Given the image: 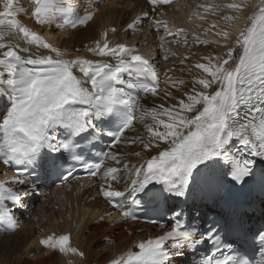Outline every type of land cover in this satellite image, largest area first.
Segmentation results:
<instances>
[{
    "label": "snow or ice",
    "instance_id": "1",
    "mask_svg": "<svg viewBox=\"0 0 264 264\" xmlns=\"http://www.w3.org/2000/svg\"><path fill=\"white\" fill-rule=\"evenodd\" d=\"M94 2L89 0V7L81 9L78 0H31V8L25 9L18 0H0V161L16 170L10 182L0 181V232L20 228L6 201L22 207L30 193L37 192V182L66 181L71 168L80 165L102 181L100 194L120 219L135 220L137 209L147 206L146 211L158 217L150 222L167 228L162 235L137 242L138 251L128 250L110 264H175L189 255L194 257L190 264H264V226L245 229L235 210L236 193L255 181L258 165L264 175V0L248 17L235 47L226 43L227 30L215 32L227 51L200 57L193 64L199 74L186 70L190 81L164 73L165 83L178 96L161 90L154 57L124 43L110 45L107 32L88 51L111 60L69 59L66 49L18 19L30 12L40 26L87 27L98 10H90ZM148 2L155 12L172 0ZM243 7L227 5L237 12ZM145 20L157 32L165 30L161 47L169 37L181 43V36L183 46H188L184 29L170 31L166 21L153 19L147 11L135 16L126 30L137 31ZM194 40L200 45L221 43L199 36ZM41 49L48 51L40 53ZM192 55H185L181 64ZM161 91L176 103L144 109L142 99L160 96ZM148 116L153 123L145 125L146 136H126L135 122ZM125 142L145 154L158 151L131 164L116 151ZM142 152L132 155L140 157ZM107 161L116 166H106ZM189 201H208L229 211L209 215L201 225L196 222L201 216L198 210L192 221L185 219L182 205ZM169 211L173 215L162 223ZM41 244L84 256L69 246V234L51 235Z\"/></svg>",
    "mask_w": 264,
    "mask_h": 264
},
{
    "label": "bare ground",
    "instance_id": "2",
    "mask_svg": "<svg viewBox=\"0 0 264 264\" xmlns=\"http://www.w3.org/2000/svg\"><path fill=\"white\" fill-rule=\"evenodd\" d=\"M23 1L18 0V4L25 9H30L32 6L31 0ZM183 1L185 0H179L174 5L158 6L155 12H152L148 0H106L104 3H91L90 10L98 9L93 20L89 22L87 27H78L76 29L67 28L60 30L55 26H40L35 22L30 12L19 15L18 19L30 29L40 33L49 43L61 49H66L69 53L66 58L69 59L77 56L93 60L98 59V57L88 51V47L94 46L106 29H108V38L112 42L111 45L119 43L121 37L125 38L129 44L138 42L140 44L137 46H145L143 51L149 57L155 58L156 67L161 73V90H170L173 96H178L179 93L175 89H171L170 84L165 83L164 73L167 72L173 79L190 81L191 77L186 70L190 69L193 73L199 74L200 70L195 69L193 64L200 57L209 53L224 54L227 51V48L222 46L225 41H223L222 37L216 36L215 32L217 30H227L230 33V38L226 43L228 47H235V38H237L240 30L245 27L248 17L260 2V0H214L217 2L214 3L213 0H189L187 5H184L181 10L174 11L175 14L169 16V9L176 8ZM229 3H241L244 7L240 12H237L227 8ZM78 4L81 9L89 7V3L78 1ZM0 11H2V6H0ZM143 11L149 12L153 19L166 21L170 31L175 32L178 29H184L189 34L188 44L191 43L193 33L203 40L220 41L221 43L200 45L193 39L194 46L186 47L187 50L188 48L191 49L184 53L182 52L185 49L182 44L183 36L180 37L181 43L179 44H174V41H168L169 37L166 39L167 43L163 44V53H159V48L157 47H161L160 37L165 36L164 29H160L158 32L152 29L146 35L142 27L149 28L152 25L145 20L137 31L126 30L127 24ZM81 14H83V11H81ZM207 16L213 17L214 20L211 21ZM226 16H236L238 19L227 20L224 18ZM200 17H204V19H200ZM144 23L145 25L143 26ZM212 24L217 25V28H211ZM113 28L116 29L115 32L111 31ZM141 29H143V32ZM144 34L145 37L143 38ZM20 43L23 46V42L20 41ZM170 48H175L174 52L177 56L178 54L180 56L195 55H192V58L184 61L183 64L180 62L178 65L176 63L170 64L168 59L166 61L164 59L165 55L169 57L173 54ZM39 51L40 53H46L48 50L41 49ZM169 69L173 71L169 72ZM188 88L190 90V84ZM141 103L144 109L147 110L160 104L165 106L175 104L176 100L164 97V92L161 91V95L157 97L145 96ZM151 123L153 121L150 116L146 117L144 121L135 122L134 130L127 132L126 136L131 137L136 134L146 136L145 125ZM161 147H166V145L162 144ZM116 151L123 153L131 164H136L150 158L151 155H156L158 150L152 149L151 152L145 154L139 146L125 142L118 144ZM133 151L142 152V155L135 157L132 155ZM106 166L116 165L111 161H107ZM5 170L6 165L0 161V174ZM13 177L11 174H5L4 176L1 174L0 181L7 182ZM80 182H86L87 185L86 187L83 186L84 189L81 191L79 189L77 191L76 188ZM101 182L98 177H95L57 188L52 191V194L45 196L36 209H33V213H36L38 209L46 213L44 215L47 218L42 216L39 223L30 226L23 224L16 232H0V264H110L113 259L119 258L128 250H137L134 247L137 242L144 241L151 233L158 234L161 231L157 225L120 219V213L100 194ZM116 187L122 190V185H116ZM67 188H71L69 193L73 195L70 196L68 193V197H66L67 203L62 201L64 204L57 206L55 200L58 199L57 201H59L60 193H64ZM74 193L76 194L74 195ZM57 194L60 196L58 195L59 197H57ZM42 196H44L43 193ZM53 196L56 197L55 200ZM63 198L65 197L61 199ZM35 200V193H30L29 198L23 202V205L27 208L31 201L34 202ZM194 205L200 209L207 207L204 202L200 201H197ZM16 207L19 208L21 206H15V210ZM109 212L112 213L111 217L106 216V213ZM17 215L18 217H23L19 212ZM102 216L105 219H100ZM64 229L72 232L73 243L83 249L84 258H79L71 252L61 253L58 249L46 248L41 244V240ZM178 262V264H183L184 259Z\"/></svg>",
    "mask_w": 264,
    "mask_h": 264
},
{
    "label": "rangeland",
    "instance_id": "3",
    "mask_svg": "<svg viewBox=\"0 0 264 264\" xmlns=\"http://www.w3.org/2000/svg\"><path fill=\"white\" fill-rule=\"evenodd\" d=\"M188 1L189 0H185V1H183L180 5H178L176 8H171V9H169V12H168V14H169V16L171 15V16H173L174 14H175V12H177L178 10H181L183 7H184V5H187V3H188ZM213 2L214 3H217V2H215L214 0H213ZM217 5V4H216ZM219 8H220V6H219ZM175 11V12H174ZM209 17V18H208ZM207 18L208 19H210L211 21H213L214 20V18L213 17H211V16H207ZM148 23V22H147ZM145 25V23L143 24V26ZM143 29H141V31L143 30L144 32H146V35L153 29V27L152 26H150L149 28H145V27H142ZM145 30H147V31H145ZM142 31V32H143ZM197 34V33H196ZM138 36H140V35H138ZM195 37V33H193V35H192V40H191V43L190 44H188V46L187 47H193L194 46V44H193V39H194V37ZM143 37H145V34L143 35ZM168 41H170V42H172V39L171 38H169L168 39ZM164 43H167V40L164 42ZM174 44H176V42H174ZM176 46V45H175ZM159 49H158V51H159V53H163V48L162 47H158ZM176 48H177V46H176ZM184 48L185 49H183L182 50V52H188L191 48H188V50L186 49V47L184 46ZM171 49V48H170ZM169 49V50H170ZM175 49V48H174ZM174 49H171V52L173 53V54H171L170 56H169V58H168V61H169V63L170 64H172V63H176L177 65L179 64V62L184 58V56H180L179 54H178V56L176 55V53L174 52ZM187 50V51H186ZM176 58V59H175ZM170 59H171V61H170ZM179 60V61H178ZM166 61V60H165ZM181 63V62H180ZM10 182V181H9ZM85 183V184H84ZM83 184L82 183H79L78 184V187L76 188V190L77 191H81L82 189H84V187L86 186V182H84ZM9 186H11V185H9ZM84 186V187H83ZM79 189V190H78ZM73 190V189H72ZM71 191V188H67V189H65L64 190V193H63V195H62V193H60V195L59 194H57V197H59L60 196V198H59V201H57L58 199H56V197L55 196H53V199L55 200V202H57V206H62L64 203H62V201H66L67 200V198L66 197H68V193ZM76 193H74V195H75ZM59 195V196H58ZM64 195H66V196H64ZM69 195H70V193H69ZM73 195V194H72ZM72 195H70V196H72ZM62 197H65V198H63V199H61ZM70 198V197H69ZM68 198V199H69ZM42 199H44V197H41V196H39V199H38V201L39 202H41L42 201ZM68 201V200H67ZM67 201H66V203H67ZM54 202V203H55ZM62 204V205H61ZM44 205V204H43ZM39 206V203H37V207ZM36 207V208H37ZM51 207V206H50ZM35 208V209H36ZM35 214V215H34ZM30 218H25V219H22L21 217H19V219L16 217V220L18 221V223L20 224V226L21 225H28V226H30V225H32V224H36V223H39L40 221H41V218H42V216L44 217V218H47L44 214H46V213H43L41 210H37V212L36 213H34ZM35 217V218H34ZM39 217V218H38ZM36 221V222H35ZM32 222V223H31Z\"/></svg>",
    "mask_w": 264,
    "mask_h": 264
}]
</instances>
